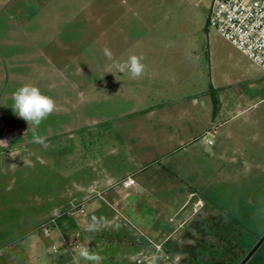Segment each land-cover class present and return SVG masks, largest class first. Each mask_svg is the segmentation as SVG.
<instances>
[{
	"label": "rangeland",
	"instance_id": "obj_1",
	"mask_svg": "<svg viewBox=\"0 0 264 264\" xmlns=\"http://www.w3.org/2000/svg\"><path fill=\"white\" fill-rule=\"evenodd\" d=\"M212 1L0 0V264H182L194 220L220 251L211 221L264 231V71ZM130 55L141 78L115 67ZM23 84L56 101L36 129L11 108Z\"/></svg>",
	"mask_w": 264,
	"mask_h": 264
},
{
	"label": "built area",
	"instance_id": "obj_2",
	"mask_svg": "<svg viewBox=\"0 0 264 264\" xmlns=\"http://www.w3.org/2000/svg\"><path fill=\"white\" fill-rule=\"evenodd\" d=\"M208 25L264 71V0H213ZM120 184L130 186L136 182L130 176ZM148 241L157 251L163 248L161 243ZM136 262L156 264V256L139 254Z\"/></svg>",
	"mask_w": 264,
	"mask_h": 264
},
{
	"label": "trees",
	"instance_id": "obj_3",
	"mask_svg": "<svg viewBox=\"0 0 264 264\" xmlns=\"http://www.w3.org/2000/svg\"><path fill=\"white\" fill-rule=\"evenodd\" d=\"M209 217V216H208ZM211 218V217H210ZM205 218L200 220H194L191 222V229L185 232L184 243L176 247V253L183 256L181 257L182 264H240L248 253L254 248L259 239L264 235V231L261 233H255L252 229H241V223L239 221H224L213 222L208 225L209 228L213 226H219L221 231V241L224 247L223 251L216 249V246L210 242L207 237L208 233L202 228V223H206ZM235 226V227H234ZM233 238H235V246L238 249L234 259L229 258L231 253L229 252V246H231ZM264 247L263 245L257 250L253 257ZM170 255L175 254L169 252ZM250 261V260H249ZM248 261V262H249ZM248 264V263H247Z\"/></svg>",
	"mask_w": 264,
	"mask_h": 264
},
{
	"label": "clouds",
	"instance_id": "obj_4",
	"mask_svg": "<svg viewBox=\"0 0 264 264\" xmlns=\"http://www.w3.org/2000/svg\"><path fill=\"white\" fill-rule=\"evenodd\" d=\"M105 55L112 59V53L109 49H104ZM143 56L130 55L126 61L117 63L116 69L120 73L127 72L131 79L141 78L146 70V65L142 62ZM13 104L11 108L14 114L25 120L29 127L38 128L56 109V101L44 94L39 87L31 84H23L12 93ZM33 142L44 148L48 147L45 138L36 135L34 132ZM0 145H7L6 141L0 140ZM80 257L85 260L95 261L100 264L102 257L98 254H90L84 248L79 253Z\"/></svg>",
	"mask_w": 264,
	"mask_h": 264
},
{
	"label": "crops",
	"instance_id": "obj_5",
	"mask_svg": "<svg viewBox=\"0 0 264 264\" xmlns=\"http://www.w3.org/2000/svg\"><path fill=\"white\" fill-rule=\"evenodd\" d=\"M246 75H248V74H246ZM257 80H258V78H257V76H256L255 79H254V81L257 82ZM187 202H188V201H187ZM187 202H186V203H187ZM192 215H193V214H192ZM192 215L189 216V217H187L184 221H182V222L180 223V225H179V227H178V229H177L178 232H179V230H180L181 228H183L185 225L188 224V222H189V220L191 219ZM173 236H174V234H170V235H168V236L164 239L165 243H167L168 240H171V239L173 238ZM182 242H183V240H182V238H181V239H179L178 241H176V242H175L170 248L172 249V247H174V245L179 246ZM129 243H130V242H129Z\"/></svg>",
	"mask_w": 264,
	"mask_h": 264
},
{
	"label": "water",
	"instance_id": "obj_6",
	"mask_svg": "<svg viewBox=\"0 0 264 264\" xmlns=\"http://www.w3.org/2000/svg\"><path fill=\"white\" fill-rule=\"evenodd\" d=\"M263 243H264V235L259 239V241L254 246V248L248 253V255L243 259V261L240 264H247L248 261L253 257V255L257 252V250L263 245Z\"/></svg>",
	"mask_w": 264,
	"mask_h": 264
}]
</instances>
